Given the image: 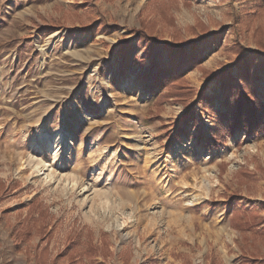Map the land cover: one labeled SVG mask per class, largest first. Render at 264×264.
<instances>
[{"label":"rangeland","instance_id":"rangeland-1","mask_svg":"<svg viewBox=\"0 0 264 264\" xmlns=\"http://www.w3.org/2000/svg\"><path fill=\"white\" fill-rule=\"evenodd\" d=\"M148 1L0 0V264H36L38 243L54 264H68L70 249L87 264L264 257V129L212 149L196 140L224 108L213 73L231 66L239 82L237 61L260 63L264 101V0H166L176 28L161 25ZM142 18L163 40L197 41L211 72L186 70L207 100H194L195 122L177 137L184 109L172 98L154 103L147 70L169 59L143 50L131 31ZM197 21L210 32L202 41L199 28L187 29ZM34 199L52 213L51 236L14 240ZM245 208H256L247 212L261 219L255 230L231 220ZM88 238L92 256L82 250Z\"/></svg>","mask_w":264,"mask_h":264},{"label":"trees","instance_id":"trees-1","mask_svg":"<svg viewBox=\"0 0 264 264\" xmlns=\"http://www.w3.org/2000/svg\"><path fill=\"white\" fill-rule=\"evenodd\" d=\"M150 4L155 12L160 17V24L166 27L176 28L174 18L170 12L166 0H149L147 6ZM146 8V7H145ZM141 12L139 13V15ZM147 20V18H146ZM157 22H146L144 18L140 20V25L136 29H131L136 33L137 39L140 42L144 51L152 56L154 51L158 48L167 52L169 59L168 64L153 61L148 68L147 74L151 80L149 85L158 88L155 95L154 103L161 105L164 100L169 98L179 102L184 111L180 116L179 125L174 129V136L177 137L183 128L189 122H195V101L207 100L204 97L203 89H196L186 79V70L192 68H200L203 74L209 75L211 72L202 68V56L197 49V41L182 40L178 37L172 36L170 40H163L162 37L156 33ZM199 28V40H204L209 35V30L202 22L197 21L192 26H187V29L195 31ZM260 46L263 49V42L260 41ZM244 48L238 47L236 55H243ZM120 65L122 69L130 66L129 62L124 56H119ZM143 63V61H141ZM237 75L239 82L235 80L231 72V66L213 73V77L220 82V88L223 93V110L220 111L212 128L206 133L203 130L198 131L196 140L203 147L207 149L216 148L224 143L229 137L233 136L238 131H243L248 136H255L264 129V101H262L256 91V80L258 78V71L261 69L260 63H254L247 58H242L236 63ZM159 117L158 115H156ZM9 187H7V190ZM234 198L233 201L234 202ZM29 208L32 209L29 215L26 216L25 221L21 224L20 230L15 233L14 240L26 241L33 235L34 231L41 239L51 236L50 216L52 213L47 212L46 207L39 201L34 199ZM239 207L232 205L233 214L237 213ZM244 213L232 216L234 226L240 230H255L260 224L261 219L254 213L249 215L247 212L255 211L256 208L242 209ZM235 211V212H234ZM36 213V215H34ZM264 229H261V232ZM264 237V232L262 233ZM75 235V234H74ZM70 238V233L65 235V241ZM40 244V243H38ZM36 245L35 261L36 264H54L51 260L52 250L45 245ZM74 244L73 240L67 241V247ZM79 249V248H78ZM83 253L86 256H92L96 247L92 244L90 238L86 239L83 247ZM64 252V251H61ZM243 255V264H264V257L255 255ZM68 257V264H87L83 259L73 253V249L66 253ZM89 264H106L104 262H91Z\"/></svg>","mask_w":264,"mask_h":264}]
</instances>
